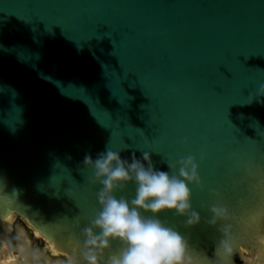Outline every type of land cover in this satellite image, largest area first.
<instances>
[{
    "label": "water",
    "instance_id": "95a60500",
    "mask_svg": "<svg viewBox=\"0 0 264 264\" xmlns=\"http://www.w3.org/2000/svg\"><path fill=\"white\" fill-rule=\"evenodd\" d=\"M261 84L264 0H0V264H20L25 248L49 260L35 236L72 264L68 233L50 238L45 225L79 233L64 218L95 205L78 206L67 189L86 185L85 155L108 146L129 162L149 152L156 169L172 163L177 174L196 158L204 188L189 187L201 222L159 219L215 259L210 207L242 217L264 203V97L248 103ZM135 188L117 195L131 200ZM14 216L28 227L11 226ZM235 227L233 264H264L251 232Z\"/></svg>",
    "mask_w": 264,
    "mask_h": 264
},
{
    "label": "clouds",
    "instance_id": "9594fccd",
    "mask_svg": "<svg viewBox=\"0 0 264 264\" xmlns=\"http://www.w3.org/2000/svg\"><path fill=\"white\" fill-rule=\"evenodd\" d=\"M256 96L264 97V84L259 86L256 95L249 97L248 103ZM184 143L187 144V140ZM127 148L125 145L123 149ZM121 150L108 146L95 160L86 154L78 169L86 185L72 180L78 187L72 185L67 189V195L78 206L93 202L95 205L91 216L83 214L82 210V215L73 220L64 218L78 228L79 233L58 222L45 225L53 232L50 238L54 239L58 231L68 233L67 243L73 249L72 264H233L232 258L242 244L235 234V225L246 227L256 248L264 251V203L242 217H237L227 205L217 203L210 207L211 218L207 221L212 227L219 225L221 233L215 259L209 260L196 253L188 239L159 219L161 213L171 212L185 217V225L189 228L201 222L200 214L193 209L189 187L191 184L201 190L204 188L196 158L181 159L177 174V165L172 163H168L169 172L156 169L149 152L142 153L143 162L135 155L129 162L122 159ZM58 164L66 169L59 161L54 166ZM56 176L51 177L53 185H56L53 183ZM132 183L136 185L134 197L131 200L118 197L117 194ZM212 195L218 200L221 198L218 191L214 190ZM114 242H119L118 250H114ZM20 247L25 248L24 245ZM20 264H41V255L25 248Z\"/></svg>",
    "mask_w": 264,
    "mask_h": 264
},
{
    "label": "flooded vegetation",
    "instance_id": "af4514ba",
    "mask_svg": "<svg viewBox=\"0 0 264 264\" xmlns=\"http://www.w3.org/2000/svg\"><path fill=\"white\" fill-rule=\"evenodd\" d=\"M35 237H37V236H35ZM36 239H37V241H39V244H40V242H45L47 244L48 249L51 251V253L49 251L46 252V256L49 257L51 264H68L70 262V259L68 256L60 254V253L57 254L56 251H53V249L50 248L51 246L47 243V241L44 238L37 237ZM38 247H40V246H38ZM47 260L48 259H46V257H43V259H41V264H46Z\"/></svg>",
    "mask_w": 264,
    "mask_h": 264
},
{
    "label": "rangeland",
    "instance_id": "374dc122",
    "mask_svg": "<svg viewBox=\"0 0 264 264\" xmlns=\"http://www.w3.org/2000/svg\"><path fill=\"white\" fill-rule=\"evenodd\" d=\"M16 220H19V221H21L26 227H28L27 225H26V223L23 221V220H21L20 219V217H17V216H15L14 218H13V223L16 221ZM30 230V229H29ZM31 231V230H30ZM32 232V231H31ZM32 234L34 235V233L32 232ZM35 238H37V237H35ZM37 240V239H36ZM38 243H39V241H38ZM40 245H42L47 251H48V249H47V244L45 243V242H40Z\"/></svg>",
    "mask_w": 264,
    "mask_h": 264
},
{
    "label": "bare ground",
    "instance_id": "6f19581e",
    "mask_svg": "<svg viewBox=\"0 0 264 264\" xmlns=\"http://www.w3.org/2000/svg\"><path fill=\"white\" fill-rule=\"evenodd\" d=\"M15 217V216H14ZM14 217H12V218H10V223H11V226H13L14 227V223H13V218ZM18 217V216H17ZM12 235H13V230H12V232L10 233V236H9V242H8V244L9 245H11V243H12ZM53 251H55V250H53ZM7 260H10V257H7L6 259H4L3 261H7Z\"/></svg>",
    "mask_w": 264,
    "mask_h": 264
}]
</instances>
